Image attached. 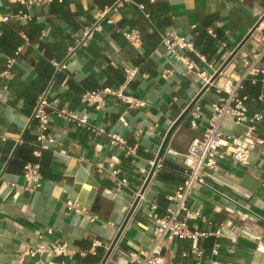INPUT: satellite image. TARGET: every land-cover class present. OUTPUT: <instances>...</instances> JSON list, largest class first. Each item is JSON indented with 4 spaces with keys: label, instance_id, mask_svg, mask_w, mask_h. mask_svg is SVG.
<instances>
[{
    "label": "crops",
    "instance_id": "1",
    "mask_svg": "<svg viewBox=\"0 0 264 264\" xmlns=\"http://www.w3.org/2000/svg\"><path fill=\"white\" fill-rule=\"evenodd\" d=\"M114 1L65 0L46 9L26 10L0 0V14L23 9L33 18L13 19L0 26V73L7 68V59L16 58L11 79L0 78V176L26 130L18 149H32L33 155L45 162L37 189L33 181L25 179L24 168L16 171L17 152L0 179V264H101L168 131L205 85L201 78L181 74L183 67L163 46V36L174 31L195 43L205 29L201 47L207 55L197 48L206 63L193 54L188 57L198 70L212 75L264 14V0H127L113 24L104 22L102 32L94 33L85 45L71 52L86 29L96 23L98 14ZM128 28L140 31L142 46H131L118 33ZM262 35L259 29L239 55L252 58ZM64 62L59 69L57 64ZM126 67L139 68L128 85ZM172 67L178 73L164 79L162 74ZM259 68L264 69V60ZM120 88L122 96L146 105L130 107L115 94H105L106 106L101 111L86 108L82 101L87 92ZM46 94L51 103L47 136L53 141H46L48 149L40 150V129L35 122L29 124L34 107ZM243 94L249 98V114L264 116V75L246 81ZM216 98L215 90L210 89L199 102L204 110L199 128L192 127L189 115L171 140L170 149L187 150L193 138L204 134L208 126L205 113ZM61 111L88 114L97 128L124 138L128 146L138 145V156L126 157L107 134L85 131L61 118ZM123 114L128 127L120 122ZM150 128L140 138L134 134ZM222 131L237 137L249 128L225 120ZM255 136L261 146L248 165L235 162L229 152L219 161L217 171L207 170L206 184L197 186L188 199L191 212L199 215L185 213L183 218L193 230L210 236L167 242L160 251L159 264H264V119ZM99 163H114L119 178L99 172ZM183 169L182 156L165 154L107 264H130V254L151 248L152 215L173 207L166 196L181 185ZM122 178L128 180L129 188H119ZM69 201L90 210L96 222L70 212ZM57 243H67L72 256L40 258L29 254Z\"/></svg>",
    "mask_w": 264,
    "mask_h": 264
},
{
    "label": "built area",
    "instance_id": "2",
    "mask_svg": "<svg viewBox=\"0 0 264 264\" xmlns=\"http://www.w3.org/2000/svg\"><path fill=\"white\" fill-rule=\"evenodd\" d=\"M65 0H4L8 4H18L29 10L31 8L46 9L54 3H63ZM127 0H115L114 3L108 7L103 13L98 14L96 23L86 29L81 40H78L71 52L76 51L87 43V40L93 36L94 33H100L103 31V23L113 24L114 18L119 15L124 8V3ZM142 7V6H141ZM13 19H26L32 21V16L27 14L23 9L16 14H0V26L8 23ZM263 25L260 30L263 32L261 39V46L258 51L250 58L247 54L242 53L237 55L229 67L220 75V77L211 86L217 95L216 101L211 104V108L205 113L207 117V129L200 137L192 139L187 150L177 149L172 150L170 147L167 149V153H174L177 156H182L184 159V169L181 171L182 183L180 186L174 189L173 192L166 196L169 202H172L173 207L167 208L164 214L154 213L152 218L155 222L152 232V246L149 250L142 252L141 254H130V264H159L160 251L162 247L167 243L179 240L195 241L199 238H206L210 236L208 232H202L193 230L186 219L183 218V214H194L198 216V213H192L188 207V199L193 190L199 186L206 184V172L217 171L218 163L221 159H224L226 155L231 152L232 159L243 165H248L252 153L257 150L261 143L255 136L257 125L263 121L264 116L261 113L249 114V98L243 94L245 88V82L258 78L264 75V69L259 68L260 63L264 60V28ZM208 33L217 38L216 33L208 29ZM118 33L122 34L131 46H142V36L138 29H120ZM1 37V35H0ZM26 38V36H23ZM163 46L172 51L174 54V60L177 64H181L183 70L181 74L184 77H198L204 80L205 84L210 81L214 74L208 75L205 69L198 70L193 60L188 57V54H193L201 61L206 63V58L202 51L199 50L195 43L189 37L178 36L174 31L168 32L163 36ZM16 63V58L7 59L6 69L0 73V78L11 79V69ZM63 63L57 64L59 69H62ZM212 68V66H210ZM239 70V71H237ZM237 71V72H236ZM178 73V70L174 67L166 70L162 77L168 79ZM139 74L138 67H126L125 68V85L134 81ZM123 88L117 91L106 89L104 91H90L87 92L82 101L86 108H92L97 111H101L106 106L105 94H115L121 98L130 107H144L146 104L142 101H136L131 98L122 96ZM51 108V103L47 97V94L41 97L39 103L34 107L31 119L37 123L40 129V135L37 138V148L40 150H47L48 146L46 141H53L48 138V110ZM204 110L197 104L191 113L192 117L191 125L193 128H199V122L203 118ZM59 116L71 124L81 127L85 131L95 132L101 135H106L113 140L122 150L126 157L138 156V145L128 146L124 138L115 134H108L105 129L97 128L89 121L88 114H82L76 111H61ZM225 120H231L235 124L248 126L249 131L242 136H231L224 134L222 131V124ZM120 122L128 127L129 123L126 120L125 114L120 118ZM148 131L138 129L135 131V136L140 138ZM66 154L64 150L62 152ZM99 172L109 173L115 178H119V172L115 170L114 163H110L108 166L104 163L97 165ZM24 176L27 182L33 181L34 188H38L43 179L40 164L29 163L25 166ZM119 188H129L128 180L122 178L119 179ZM13 187L19 188L17 184H12ZM34 188H25L27 191L33 193ZM35 189V190H36ZM67 208L75 215L88 219L94 223L97 217L92 215L90 210L85 208H78L75 203L69 201ZM30 255H38L40 258L44 257H64L69 258L72 256V252L69 251L67 243L54 244L51 247H41L37 250L30 251ZM41 264V261L38 263Z\"/></svg>",
    "mask_w": 264,
    "mask_h": 264
},
{
    "label": "water",
    "instance_id": "3",
    "mask_svg": "<svg viewBox=\"0 0 264 264\" xmlns=\"http://www.w3.org/2000/svg\"><path fill=\"white\" fill-rule=\"evenodd\" d=\"M264 23V14L263 16L260 18V20L256 23V25L253 27V29L249 32V34L242 40V42L237 46V48L230 54V56L223 62V64L219 67V69L217 70V72L213 75V77L210 79V81L208 83H206L202 89L200 90V92L195 96V98L188 104V106L185 108V110L182 112V114L177 118V120L174 122V124L171 126L170 130L168 131L163 144L160 148V151L158 153V156L152 166V169L145 181V183L143 184L134 204L132 205L130 211L128 212L124 222L122 223L114 241L112 242V244L110 245L103 261L101 264H107L111 255L113 254L117 244L119 243L123 233L125 232L127 226L129 225V223L131 222L135 212L137 211V209L139 208L141 201L143 199V196L146 195L148 189L150 188L153 180L156 177V171L159 167V164L161 162V160L163 159V157L165 156V154L167 153V149L170 146L171 140L173 139L175 133L177 132V130L180 128V126L186 121V119L188 118L189 114L191 113V111L193 110V108L199 104V102L203 99V97L210 91L211 86L215 83V81L220 77V75L229 67V65L233 62V60L237 57V55L240 53V51L244 48V46L249 42V40L252 38V36L260 29V27L263 25ZM66 62H64L62 64V66L65 64ZM58 76V73L55 76ZM33 119L30 120V124L29 126L32 124ZM28 126V127H29ZM27 131V130H26ZM26 131L24 132V134L26 133ZM23 136L21 137V140L19 141V145L23 140ZM19 145H17L11 155V158L9 159V161L7 162V165L5 167V169L2 171L0 179L4 176L8 165L10 164V162L12 161V159L14 158Z\"/></svg>",
    "mask_w": 264,
    "mask_h": 264
},
{
    "label": "trees",
    "instance_id": "4",
    "mask_svg": "<svg viewBox=\"0 0 264 264\" xmlns=\"http://www.w3.org/2000/svg\"><path fill=\"white\" fill-rule=\"evenodd\" d=\"M205 28H207L206 25H205ZM205 36H206V33H205V29H204L200 33V36L197 39V41L195 42V44H196V47H198L199 49L201 48L202 51L207 55V50L201 47V41L204 40ZM14 163L16 166H18V169H16V171H19V168H22V171H23V168H25V166L29 163H32V164L39 163L41 166V172H42V174H44L45 162L42 158L41 159L36 158L33 155L32 149H25L24 147L19 148L17 151ZM11 170H15V168H11ZM24 171H25V169H24Z\"/></svg>",
    "mask_w": 264,
    "mask_h": 264
}]
</instances>
